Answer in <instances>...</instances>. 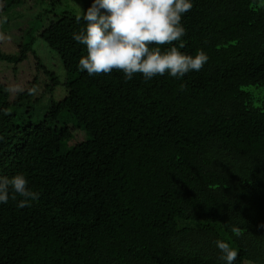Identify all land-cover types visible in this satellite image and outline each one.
Instances as JSON below:
<instances>
[{"label": "trees", "instance_id": "trees-1", "mask_svg": "<svg viewBox=\"0 0 264 264\" xmlns=\"http://www.w3.org/2000/svg\"><path fill=\"white\" fill-rule=\"evenodd\" d=\"M192 4L180 51L209 60L181 78L90 76L73 39L84 21L66 10L46 19L38 37L59 58L64 95L19 121L0 90V175L23 173L40 192L30 207L11 194L0 203V264H224L217 240L238 252L234 264H264V106L249 109L241 90L264 88V8ZM23 36L0 57L35 60ZM70 122L80 139L66 134ZM239 173L256 203L243 202Z\"/></svg>", "mask_w": 264, "mask_h": 264}, {"label": "clouds", "instance_id": "clouds-1", "mask_svg": "<svg viewBox=\"0 0 264 264\" xmlns=\"http://www.w3.org/2000/svg\"><path fill=\"white\" fill-rule=\"evenodd\" d=\"M192 7V0H91L75 17L77 23L84 21V27L73 39L86 48L78 68L90 76L120 72L125 82L136 74L147 81L165 73L181 78L200 71L208 55L203 50L186 54L180 51L184 45L178 43L186 34L182 18ZM257 7L264 8V0H257ZM6 19L0 17V24ZM12 90L19 93L24 89L17 85ZM10 194L13 200L20 197L18 207H30L40 197L23 173L0 175V203H8ZM233 232L241 234L238 229ZM216 246L224 264H234L238 252L224 240H217Z\"/></svg>", "mask_w": 264, "mask_h": 264}, {"label": "rangeland", "instance_id": "rangeland-1", "mask_svg": "<svg viewBox=\"0 0 264 264\" xmlns=\"http://www.w3.org/2000/svg\"><path fill=\"white\" fill-rule=\"evenodd\" d=\"M85 0H0V17H6V22L0 24V56H11L17 50L18 43L23 39V33L29 31L33 38L32 50L34 58L27 56L19 62L7 61L0 57V90L4 92L10 104L9 109L14 113L15 119L19 121L29 117L37 120L53 101H58L64 95L63 81L64 74L59 58L55 51L50 49L39 37L38 34L43 27H46L49 15L66 10L78 13L82 9ZM39 18L36 16L42 12ZM47 19V20H46ZM53 75V80L50 77ZM20 86L27 93L18 102V94L13 91ZM51 88V89H50ZM35 90L32 94L29 90ZM245 93V104L249 109H261L264 106V88L257 85L242 86ZM2 92V93H3ZM21 93V94H22ZM14 102H16L14 104ZM68 132L76 140L80 139L83 129L76 122L68 124ZM238 189L242 193L243 202L256 203L254 201L261 194L258 192L255 183L246 180L244 173L237 174ZM264 251V247H262ZM242 264H253L244 261Z\"/></svg>", "mask_w": 264, "mask_h": 264}]
</instances>
